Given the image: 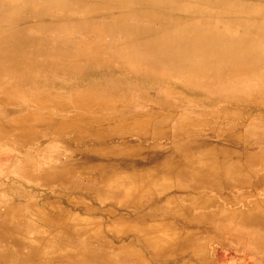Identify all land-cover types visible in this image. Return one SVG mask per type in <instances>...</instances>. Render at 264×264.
Listing matches in <instances>:
<instances>
[{
	"label": "rangeland",
	"instance_id": "obj_1",
	"mask_svg": "<svg viewBox=\"0 0 264 264\" xmlns=\"http://www.w3.org/2000/svg\"><path fill=\"white\" fill-rule=\"evenodd\" d=\"M260 32L264 0H0V264H264Z\"/></svg>",
	"mask_w": 264,
	"mask_h": 264
},
{
	"label": "bare ground",
	"instance_id": "obj_2",
	"mask_svg": "<svg viewBox=\"0 0 264 264\" xmlns=\"http://www.w3.org/2000/svg\"><path fill=\"white\" fill-rule=\"evenodd\" d=\"M99 1H104V0H99ZM168 1H173V0H168ZM110 9L115 10V12H116V14H115L116 17L109 16V17H112L116 20L115 22H113L110 25L114 29L122 26L124 24L123 18H125L120 13V11L122 10V6L121 5H115V6L111 7ZM107 14L111 15L110 12ZM92 16H95V14H93L90 10H87L85 15L83 12H82V14H79L77 16V19L79 21V23H77V26H79L78 30L87 31L90 27H96L100 22H102V21L98 22L95 20H91ZM106 17H108V16L107 15L103 16V18H106ZM88 18H90V19H88ZM53 19L54 18L50 16L49 20L54 23ZM166 28H169L168 23L166 21L162 20V23L160 24L159 28L156 30H153L155 36H158V35H156L157 32L165 33V34L159 35V37H156V41H157L159 46H165L164 45L165 43L168 44L170 46V52L169 53H171V54H175V53H177V51H180L183 49V51L186 52V53H184L185 56H187L189 59H193L192 62H188L185 60L180 61L184 68H188L189 64H195V63H196L195 67H201L203 64L210 63V62H211V64L215 63V64H219V65L224 64V63H229L230 65L233 66V64L236 62V59L238 58L237 57L238 53L236 52L235 45H232V44L225 45L223 43L218 42L217 40H215L214 38H212L208 35H204L205 37L202 36V38L197 43H193V42L187 40L184 36L179 35L177 33H173L174 35L166 33L165 31H163V30H166ZM119 31H122V28L117 30L116 33H118ZM263 35H264V33L260 32L259 38L261 39V37ZM123 39H126V38H123ZM262 44H263V42H262ZM201 49H203V50L200 51ZM207 49H209L211 53L206 54ZM263 49H264V47L261 45L256 46V49H254V51H255L257 57L254 59H251L252 65L259 66V65H262L264 63V50ZM193 52H198V53H196L195 55L194 54L190 55ZM190 68H192V67L190 66ZM45 223L48 224L47 222H45ZM32 239H33V237H32ZM55 247H56V245L54 247H52V249H56Z\"/></svg>",
	"mask_w": 264,
	"mask_h": 264
}]
</instances>
